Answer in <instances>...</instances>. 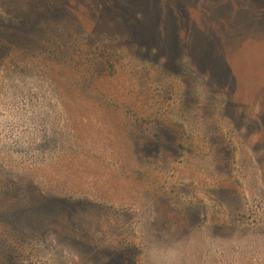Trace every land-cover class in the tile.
Listing matches in <instances>:
<instances>
[{
  "label": "rangeland",
  "instance_id": "rangeland-1",
  "mask_svg": "<svg viewBox=\"0 0 264 264\" xmlns=\"http://www.w3.org/2000/svg\"><path fill=\"white\" fill-rule=\"evenodd\" d=\"M0 264H264V0H0Z\"/></svg>",
  "mask_w": 264,
  "mask_h": 264
}]
</instances>
